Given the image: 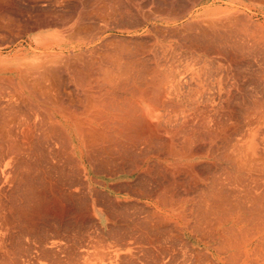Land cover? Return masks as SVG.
Instances as JSON below:
<instances>
[{
    "label": "bare ground",
    "instance_id": "1",
    "mask_svg": "<svg viewBox=\"0 0 264 264\" xmlns=\"http://www.w3.org/2000/svg\"><path fill=\"white\" fill-rule=\"evenodd\" d=\"M177 1L0 0V264H264V87L237 103L245 77L229 72L258 31L226 4ZM77 153L153 199L119 225L91 198L96 245L70 239L74 183L50 175L85 173Z\"/></svg>",
    "mask_w": 264,
    "mask_h": 264
},
{
    "label": "rangeland",
    "instance_id": "2",
    "mask_svg": "<svg viewBox=\"0 0 264 264\" xmlns=\"http://www.w3.org/2000/svg\"><path fill=\"white\" fill-rule=\"evenodd\" d=\"M175 1H177V0H175ZM193 1H195V3H196V5H195V9H196V11H197V9H199V10H202V9H204V8H216V6H218V7H222V8H224L225 7V4H226V6H228V8H233L232 9V12L234 11V13L236 14V15H239V17H240V15H241V17H242V15H243V17H245V18H243L242 19V21L243 20H245L246 22L245 23H247V20H248V24H246L247 25V28H246V26H245V29H246V31L248 30V32H249V30H253V29H255V31H258L257 33H258V36L256 37L257 38V40L258 41H256V43L255 44H252V45H254L255 46V49H254V51L256 50L257 51V49L258 48H260L261 46H264V39H263V41H261L262 40V36L264 35V32H263V28L261 27V26H259V25H257L255 22H259V23H261L263 26H264V0H193ZM222 1V2H221ZM256 1V2H255ZM183 3V2H191L190 0L188 1V0H178L177 1V3ZM221 2V3H220ZM247 3V4H245V3ZM254 2H255V4H254ZM228 3H230V4H228ZM252 3V4H251ZM235 4V5H234ZM182 5L184 6L185 4H181V7H182ZM221 5V6H220ZM229 5H232L233 7H231V6H229ZM237 5H238V7H237ZM250 5V6H249ZM200 6V7H199ZM224 6V7H223ZM235 6V7H234ZM178 7H179V5H178ZM256 7V8H255ZM249 10H248V9ZM240 10H242V11H240ZM248 11V12H246V11ZM262 10V11H261ZM242 12V13H241ZM252 18V19H251ZM132 19V18H131ZM129 21H127V23H130L131 21H130V19H128ZM251 21H253V22H251ZM132 22H134V23H131V24H135L136 23V21L134 20V21H132ZM250 24H252V26H250ZM256 24V25H255ZM260 24V25H261ZM250 27H249V26ZM261 29V30H260ZM254 31V30H253ZM254 31V32H255ZM258 37H259V39H260V41H259V39H258ZM261 37V38H260ZM257 42H259L258 44H257ZM247 44H248V42H246ZM250 43V42H249ZM252 43V42H251ZM251 43H250V45H251ZM260 43H262V44H260ZM235 44V43H234ZM234 44H232L231 46H229L230 48V52L231 51H233V50H235V53L237 52L236 51V49H238V47L239 46H234ZM257 44V45H256ZM260 44V45H259ZM249 44L247 45L248 46V48H246L245 50H244V52L245 51H252V49L254 48V46L252 47V45L250 46ZM260 47H259V46ZM234 46V47H233ZM231 47H233L232 49L233 50H231ZM235 47H236V49H235ZM242 48H243V46H241ZM244 47H245V45H244ZM250 47H252L251 49H250ZM256 47H257V49H256ZM264 48V47H263ZM244 49V48H243ZM250 49V50H249ZM262 48H260V51L258 50V52H254L253 53V51L252 52H248L249 53V55H246L247 54V52L246 53H244L243 51V53H244V55H243V53L241 52V53H236L237 55V58L240 56V55H238V54H242L241 56H249V57H247V59L244 57H242V58H239V60H241V63H240V61L239 60H237L239 63H235L236 64V69L233 67V64H231L230 65V70H229V72H230V75L231 76H233V77H235L234 75H237V77H235V78H238V77H240V78H238V79H241V78H244L243 79V81L244 82H242V85L244 86V88H242L243 86L241 85V82L239 83V86H240V89H238L237 90V92L236 91H234V92H236V93H234V97H233V100H235L236 99V102L238 101V102H243V103H245V104H247L246 103V101H251V98L252 97H254L253 95H255L253 92L255 91H257L258 92V90L260 89L261 90V87H264V83H260V76L259 75H257V73L258 72H261L262 73V75L261 76H263V77H261V78H263L264 79V72H262V70H260V67L262 68H264V49H262ZM242 49L240 48V51H241ZM261 51H263V52H261ZM239 52V51H238ZM260 52L263 54V55H261L260 54ZM250 53H253V54H250ZM255 53H256V55H255ZM257 53H259L258 55L259 56H263V58L261 57H259L258 55H257ZM188 53H186L185 55H187ZM232 54V53H231ZM185 55H184V57H185ZM193 56H195L196 54H192ZM227 56L228 57H231V55H229V53H227ZM233 56V55H232ZM256 57V58H254V57ZM258 56V57H257ZM187 57H190V54H188V56H186L185 58H187ZM196 57H197V55H196ZM196 57H193L194 58V60L195 59H198L199 58V56L196 58ZM251 58V59H250ZM252 59H254V60H252ZM193 60V61H194ZM250 60V61H249ZM260 60H261V62H260ZM185 62H188L189 61V59H187V60H184ZM193 61H192V63H193ZM236 61V62H237ZM246 61V62H245ZM247 61H248V63H247ZM249 62H251L253 65H251ZM247 63V64H246ZM235 66V65H234ZM238 66H240V67H238ZM249 66V67H248ZM259 66V67H258ZM232 67V68H231ZM258 68V69H257ZM239 69V70H238ZM241 69V70H240ZM233 70V71H232ZM235 70V71H234ZM236 70H237V72H236ZM243 70V71H242ZM253 70H255L254 72L256 73H254L253 72ZM256 70H258V71H256ZM264 70V69H263ZM243 72V73H242ZM241 73V74H240ZM248 73V74H247ZM261 73H259V74H261ZM243 74V75H242ZM251 76H250V75ZM245 75V76H244ZM250 76V77H247V76ZM257 76V77H256ZM252 77V78H251ZM256 77V78H255ZM249 78H251V79H249ZM258 78H259V80L260 81H258ZM255 79V80H254ZM248 80V81H247ZM252 80V81H251ZM254 80V81H253ZM250 81L251 82H253V85H252V83H250ZM247 82V83H246ZM248 82L250 83V84H248ZM256 82H257V84L258 83H260L261 84V86H260V84L259 85H257L256 84ZM244 83H245V85H248V86H246L245 87V85H244ZM255 83V84H254ZM249 86H251V87H249ZM250 89H249V88ZM252 88H253V90H252ZM242 90V91H241ZM259 90V91H260ZM262 90H263V88H262ZM251 91H253V92H251ZM250 92V93H249ZM252 93V94H251ZM250 96H249V95ZM259 94V93H258ZM252 95V96H251ZM244 100V101H242V99ZM232 100V101H233ZM231 101V104H233V102ZM237 102V103H238ZM250 102H248V104H249ZM234 105H236V103L234 102ZM234 105L233 106H231V108H232V110L234 111L235 110V114H236V117H238V118H240V116L241 115H243V108L241 107H239L240 105L239 104H237V106H235L234 107ZM239 109H241V110H239ZM78 154V157L80 156V154L79 153H77ZM79 158H81L83 161H84V165H85V173H83L82 171H80V169L78 170L77 169V167L76 166H74V164L72 165L71 164V168H70V163H68V165H69V169H71V170H67L66 172L67 173H64V175H63V173H61L62 175L60 176L59 174H57V172H49V173H51L50 175L52 176V174L53 173H55V174H53L54 176H53V178L54 179H56V180H54V181H56L55 182V184L58 186V184H59V186H61L62 185V182H64L63 180H65V182L66 183H68L69 185V187H71V184L70 183H74L73 185H72V187H71V189H70V193H69V197H72V196H76L77 197V199H76V201H75V198L76 197H72V199L70 198V200H72V202L71 201H67V203L66 204H70L71 203V205H70V207L71 208H73L72 209V216L70 217V218H74V220L73 219H69L70 220V222H69V220H68V223L70 224L71 222H72V224L71 225H68L67 226V230H70V231H68V234H69V236H71L70 237V239H74L75 240V242L73 241V240H71V241H73L74 243H77V244H84V243H86V244H90V242H91V244H94L95 242H94V240H95V238L97 239V237H95V236H98V235H100L99 233V231H101V229H100V227H99V225L97 226V223L94 221V220H90L91 218H88L87 216H89V213H88V208H89V204L91 205V198H95V199H98L99 201H100V203H101V201L104 203V205L105 204H108V208L106 209V210H108L109 212L111 211L113 214H111L112 216H114V218H117L118 219V221H117V223L119 224V225H121V224H124L126 221H128V220H126V219H128L129 218V221H132V219H134V218H141V216H144L143 215V213H144V210L143 209H146L145 211H147L148 209H150L149 207H146V206H144V201L145 202H148L149 201V203L150 204H152L153 202H152V200L153 199H147V198H137L136 196H133V193L131 194H129V192L131 191V190H133L134 191V188H135V190L137 189L135 186H136V183H134L135 181H136V178L138 177L136 174H128V173H123V172H117V171H115V169H113L112 167L111 168H108L109 170H107L106 169V167H108L109 165H110V163L109 164H105V162L103 161V164H105V168L103 167L104 165H99V167L100 168H98L97 166V164H99V163H96V164H94V165H88V162H86L85 161V156H82V157H79ZM71 159H73V158H71ZM69 160L68 159V162H71L72 160ZM74 160H76V159H74ZM73 160V162H71V163H74L75 161ZM87 160V159H86ZM66 161L67 160H65L64 159V162L66 163ZM213 161H215V162H217V160L216 159H213ZM106 162H107V160H106ZM75 163H77V161L75 162ZM101 164H102V162H101ZM92 166V167H91ZM93 166H95V167H93ZM111 166V165H110ZM75 168H76V170H75ZM73 169V170H72ZM91 169H93V171H98L97 173H94ZM94 169H96V170H94ZM98 169V170H97ZM104 169H106L105 171H104ZM80 171V172H79ZM90 171H91V173H90ZM109 171H115V173L113 174L112 173V175L110 176L109 175ZM220 171V170H219ZM89 172V173H88ZM106 172V173H105ZM218 172V171H217ZM215 174H217L216 172H215ZM218 174H219V172H218ZM68 175V176H67ZM134 175H135V180H133L134 179ZM56 176V177H55ZM60 176V177H59ZM78 176H80V177H78ZM85 176V177H84ZM92 176V177H91ZM82 177V178H81ZM58 178V179H57ZM70 179V180H69ZM75 179V180H74ZM78 179V180H77ZM79 179H80V181H79ZM93 179V180H92ZM132 179V180H131ZM61 180V181H60ZM73 181V182H72ZM75 181V182H74ZM77 181V182H76ZM79 181V182H78ZM119 181V182H118ZM64 182V183H65ZM99 182V183H98ZM113 182V183H112ZM127 182H132L131 184H130V188L131 189H129V190H126V188L128 189L129 187L128 186H126V187H124L126 184L125 183H127ZM38 183V182H37ZM84 183V184H83ZM105 183V184H104ZM120 183V184H119ZM104 184V185H103ZM117 184V185H116ZM121 184H123L121 187H120V189L123 187V188H125V190H123V189H117L118 187L117 186H120ZM133 184H135V186L133 185ZM116 185V186H115ZM131 185H133V187L131 186ZM73 186H75V187H73ZM112 186V187H111ZM115 186V187H114ZM77 187V188H76ZM114 187V188H113ZM138 187V186H137ZM92 188V189H91ZM140 188V187H139ZM74 190H75V192H74ZM82 191V192H81ZM111 191V192H110ZM129 191V192H128ZM114 192V193H113ZM117 192V193H116ZM78 193H79V195H78ZM127 193V194H126ZM71 194V195H70ZM97 194V195H96ZM150 194H151V192H150ZM78 195V196H77ZM110 195V196H109ZM108 196V197H107ZM112 196H114V197H112ZM112 197V198H111ZM137 199H139L140 200V202H136L135 201V199L136 198ZM73 198H74V200H73ZM79 198V199H78ZM104 198V199H103ZM109 198H111V200L112 201H110L109 200V202H108V199ZM134 198V199H133ZM115 199L117 200V202H115ZM98 200H96L97 202H98ZM131 200H132V203H131ZM141 200H143V201H141ZM147 200V201H146ZM82 201V202H81ZM69 202V203H68ZM106 202V203H105ZM129 202V203H128ZM79 203H80V205H79ZM99 203V202H98ZM102 203V204H103ZM126 205H124V204ZM131 203V204H130ZM136 205H135V204ZM139 205H138V204ZM87 206H86V205ZM130 204V206H128ZM133 204H134V206H133ZM75 207H77V208H75ZM132 205V206H131ZM85 206V207H84ZM136 206V207H135ZM138 206L140 207L139 209H138ZM9 207H11V206H9ZM87 207V208H86ZM106 207H107V205H106ZM105 207V208H106ZM141 207L143 208V207H145V208H143V209H141ZM101 208H103V207H101ZM148 208V209H147ZM104 209V208H103ZM131 210V211H130ZM139 210V211H138ZM143 210V211H142ZM128 211V212H127ZM102 212V214L105 216L106 215V213L104 212V211H101ZM83 214V216H81V218H79V216L81 215V214ZM87 213H88V215H87ZM100 216L102 215V214H100L99 212H97ZM105 213V214H104ZM125 213V214H124ZM129 215H128V214ZM135 213V214H134ZM139 213V214H138ZM8 214V213H7ZM73 214H76V216L75 215H73ZM116 214V215H115ZM131 214V215H130ZM120 215H121V217H120ZM124 215H125V218H124ZM127 215V216H126ZM132 215L134 216V217H132ZM8 216V218H10L11 216L8 214L7 215ZM13 216V215H12ZM27 216V215H26ZM116 216V217H115ZM135 216H138V217H135ZM78 217V218H77ZM85 217V218H84ZM90 217V216H89ZM102 217V216H101ZM106 217V216H105ZM132 217V218H131ZM12 218H14V219H16V218H18V216L16 217L15 215L13 216V217H11V219ZM89 220H88V219ZM83 219V220H82ZM135 219V220H136ZM87 220H88V222H87ZM120 220V221H119ZM79 221V222H78ZM82 221H83V223H84V225H83V223H82ZM128 221V222H129ZM75 224H74V223ZM78 222V223H77ZM1 223V222H0ZM95 224V225H94ZM107 225V221L104 219V223L103 224H101V226L103 227V228H105L106 227V225ZM77 225V226H76ZM88 225H89V227H88ZM94 225V226H93ZM74 226L76 227V228H74ZM83 226V227H82ZM87 226V227H86ZM93 226V227H92ZM90 227H91V230H90ZM79 228H81V229H79ZM74 229V230H73ZM79 229V230H78ZM84 229V231H85V233H84V231H82ZM87 229V230H86ZM93 229V230H92ZM72 230V231H71ZM106 230V232H107V229H105ZM116 230L117 229H115V232H116ZM18 231V230H17ZM82 231V232H81ZM94 231H96V232H94ZM20 232H22V230L20 231L19 230V233ZM70 232H71V234L74 236H72L71 234H70ZM89 232H91V233H89ZM98 232V235L96 234ZM114 231H113V234L115 233ZM23 233V232H22ZM22 233H20V234H22ZM80 233L81 234H83V235H85L86 233H88L87 234V236H85V238H84V236L83 237H81L80 236ZM91 234H92V236H91ZM94 234V235H93ZM78 235V236H77ZM89 235V236H88ZM92 238H91V237ZM78 237H80V238H78ZM87 237L89 238V239H87ZM24 238V237H23ZM23 238H21V241H22V239ZM78 238V239H77ZM94 238V240H92ZM99 238V237H98ZM77 239V240H76ZM80 239H83L82 241V243L81 242H76V241H81ZM86 240V242H84L85 240ZM90 239L92 240V241H90ZM89 240V241H88ZM87 241H88V243H87ZM99 242V239L98 240H96V242ZM72 242V243H73ZM93 242V243H92ZM73 243V244H74ZM85 244V245H86ZM94 245H96V243L94 244ZM79 245H77V247H78ZM21 252H23V251H20V253ZM32 252V251H31ZM24 253H26V252H24ZM32 254V255H31ZM34 254H36V253H26L25 255H28L27 256V258H28V260H29V262H30V260H31V256H33L32 258H36L37 256H35ZM16 254H14V256H15ZM19 257L22 255V253L21 254H17ZM16 255V256H17ZM25 255H22L21 256V258H23V262L27 259V258H25L26 256ZM31 255V256H30ZM13 256V255H12ZM11 256V257H12ZM18 256H17V258H18ZM25 256V257H24ZM30 256V257H29ZM35 256V257H34ZM21 258H19L20 259V261H22L21 260ZM25 258V259H24ZM31 262H32V260H31ZM38 263L39 264H41V263H43L41 260H38Z\"/></svg>",
    "mask_w": 264,
    "mask_h": 264
}]
</instances>
